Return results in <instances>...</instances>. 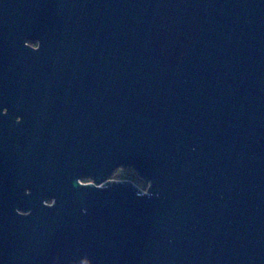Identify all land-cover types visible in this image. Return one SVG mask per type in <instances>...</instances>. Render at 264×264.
<instances>
[{"label":"water","instance_id":"95a60500","mask_svg":"<svg viewBox=\"0 0 264 264\" xmlns=\"http://www.w3.org/2000/svg\"><path fill=\"white\" fill-rule=\"evenodd\" d=\"M0 264H264V0H0Z\"/></svg>","mask_w":264,"mask_h":264},{"label":"rangeland","instance_id":"374dc122","mask_svg":"<svg viewBox=\"0 0 264 264\" xmlns=\"http://www.w3.org/2000/svg\"><path fill=\"white\" fill-rule=\"evenodd\" d=\"M136 175L135 171L132 169H124L120 168L117 169L114 174L112 175V179H130L133 180L135 183L141 186L140 181L138 180L139 177ZM137 179V180H136Z\"/></svg>","mask_w":264,"mask_h":264},{"label":"trees","instance_id":"16d2710c","mask_svg":"<svg viewBox=\"0 0 264 264\" xmlns=\"http://www.w3.org/2000/svg\"><path fill=\"white\" fill-rule=\"evenodd\" d=\"M31 44H32V45H36V43H35V42H32ZM137 178H138V177H137ZM129 180H130V179H129ZM136 180H137V179H136ZM138 180H139V179H138ZM132 181H133V180H132Z\"/></svg>","mask_w":264,"mask_h":264},{"label":"flooded vegetation","instance_id":"af4514ba","mask_svg":"<svg viewBox=\"0 0 264 264\" xmlns=\"http://www.w3.org/2000/svg\"><path fill=\"white\" fill-rule=\"evenodd\" d=\"M139 181H140V179H139ZM85 182H87V181H85Z\"/></svg>","mask_w":264,"mask_h":264},{"label":"built area","instance_id":"2783aa9c","mask_svg":"<svg viewBox=\"0 0 264 264\" xmlns=\"http://www.w3.org/2000/svg\"><path fill=\"white\" fill-rule=\"evenodd\" d=\"M129 180V179H128Z\"/></svg>","mask_w":264,"mask_h":264}]
</instances>
